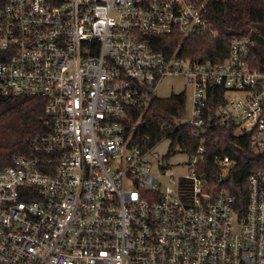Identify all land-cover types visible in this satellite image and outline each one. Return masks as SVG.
Wrapping results in <instances>:
<instances>
[{"label":"built area","instance_id":"built-area-1","mask_svg":"<svg viewBox=\"0 0 264 264\" xmlns=\"http://www.w3.org/2000/svg\"><path fill=\"white\" fill-rule=\"evenodd\" d=\"M207 31L187 0H0V97L42 99L46 127L31 157L0 168V264H264V171L240 213L208 181L203 146L175 177L131 141L132 112L175 77L191 98L180 126L233 129L264 153L254 41L235 38L220 63L186 57V38ZM168 37L182 42L167 52ZM214 164L225 184L235 161Z\"/></svg>","mask_w":264,"mask_h":264},{"label":"trees","instance_id":"trees-1","mask_svg":"<svg viewBox=\"0 0 264 264\" xmlns=\"http://www.w3.org/2000/svg\"><path fill=\"white\" fill-rule=\"evenodd\" d=\"M187 1L202 9L209 31L186 38L183 51L186 57L220 63L228 56L235 38L250 37L254 41L251 65L258 70L264 69V0ZM161 41L160 49L168 52L177 48L182 38L177 37L171 42L168 37ZM212 94L214 97L209 99L206 113L214 115L224 101V93L214 87ZM186 111L187 97L184 93L151 99L145 111L132 112V121L129 122L132 143L148 152L168 139L171 143L167 157L177 153L192 157L203 146L205 160L201 167L207 172L208 181L217 187L228 188L235 199L236 209L243 213L247 203L248 179L264 171V153L255 152L250 138L237 136L233 129L207 125L195 134L193 127L180 126ZM45 131L42 99L0 97V168L11 166L18 156L31 157L32 140ZM217 156H229L235 161L225 184H220L214 177V159Z\"/></svg>","mask_w":264,"mask_h":264},{"label":"rangeland","instance_id":"rangeland-1","mask_svg":"<svg viewBox=\"0 0 264 264\" xmlns=\"http://www.w3.org/2000/svg\"><path fill=\"white\" fill-rule=\"evenodd\" d=\"M183 81L179 78L169 77L162 80L157 89V95L159 97H170L172 94H177L184 91ZM190 92L187 96V115L190 113ZM170 140L164 139L159 145H157L149 154L148 159L153 165L154 172H158V165L164 163L169 167L168 175L175 177L186 175L187 166L190 161L189 156L177 153L171 157H167L170 147Z\"/></svg>","mask_w":264,"mask_h":264},{"label":"water","instance_id":"water-1","mask_svg":"<svg viewBox=\"0 0 264 264\" xmlns=\"http://www.w3.org/2000/svg\"><path fill=\"white\" fill-rule=\"evenodd\" d=\"M224 180H225V181L228 180V177H225Z\"/></svg>","mask_w":264,"mask_h":264}]
</instances>
